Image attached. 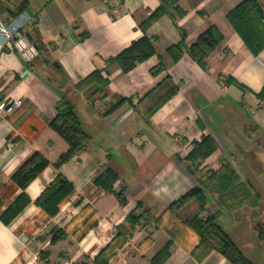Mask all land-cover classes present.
<instances>
[{"label":"crops","instance_id":"1","mask_svg":"<svg viewBox=\"0 0 264 264\" xmlns=\"http://www.w3.org/2000/svg\"><path fill=\"white\" fill-rule=\"evenodd\" d=\"M240 1L179 0L183 15L165 13L145 27L141 23L160 0H27L16 14L9 0H0V21L15 24L29 15L23 31L38 36L48 50L37 47L28 63L16 39L0 33V102L22 100L14 111L0 113V264H152L164 247L168 254L161 264H233L182 223L198 210L196 202L179 211L181 218L169 209L199 184L197 174L227 162L258 204L221 209L216 220L247 259L264 264V240L254 226L264 224V97L258 95L264 48L253 54L228 20ZM212 25L222 40L207 68L186 51L173 59L169 46L183 39L192 43ZM144 35L153 42V54L127 71L108 61ZM45 59L66 71L65 91L47 79ZM160 61L165 69L154 74ZM97 69L105 83L91 78L81 91L71 87ZM169 81L177 92L147 117L153 94ZM61 90L90 141L57 169L53 162L69 147L50 126ZM204 136L216 149L191 174L184 161ZM35 151L51 164L22 189L11 175ZM107 167L118 175L113 190L95 181ZM58 172L72 188L50 213L36 200ZM120 190L125 199L116 194ZM21 193L28 203L15 216L4 214ZM207 197L202 215L219 208L214 194ZM144 210L156 221L145 215L139 223L127 219Z\"/></svg>","mask_w":264,"mask_h":264},{"label":"trees","instance_id":"2","mask_svg":"<svg viewBox=\"0 0 264 264\" xmlns=\"http://www.w3.org/2000/svg\"><path fill=\"white\" fill-rule=\"evenodd\" d=\"M9 2L14 6L12 14H16L26 7L27 0H9ZM178 2L179 0H160L158 7L152 10L141 23L142 26H148L152 20L165 13H171L174 17L183 15L185 11ZM227 18L242 37L246 47L253 54H258L264 48V7L260 0L240 1L228 11ZM30 38L36 43L41 53L48 52L47 47L38 36ZM221 40V32L216 26L212 25L192 43L188 44L185 42V39H183V41L169 46L167 50L174 60H177L179 56L186 51L201 66L207 68L208 58L220 44ZM154 52L153 42L149 37L144 35L140 39L133 41L116 56L109 58L108 61L118 63L124 71H127L133 68L137 62L147 58ZM46 61L49 66L46 71L47 79L54 84L58 90L63 89L69 82L66 71L58 61H51L50 59ZM163 69H165V65L160 61L159 64L152 69V72L156 74ZM91 78L97 79L102 83L106 82V79L101 77L100 69H97L86 78L70 86L81 91L90 85ZM165 80H167V78H165ZM160 83L161 82H159L157 86H159ZM102 86L99 87V90H102ZM177 90L178 86L171 81L167 82L166 86H163L162 91H160V89L157 90L152 96V104L149 105L150 107L147 110V117L163 102L175 94ZM63 91L65 90L63 89ZM63 91L61 90V97L56 102V116L50 121L51 128L59 133L69 145L68 149L61 153L53 162V165L57 169H60L63 164L84 150L90 141V135L83 129L73 101L68 97L66 92ZM258 95L261 98L264 97V86ZM215 149L216 144L209 136H204L201 141L195 142L193 149L184 161L187 170L191 174L199 171V166L202 164L204 158ZM49 164H51L50 161L43 154L35 151L17 167L11 175V178L22 189H25L26 186ZM117 177V173L110 167H107L95 181L105 189L113 190V182ZM197 177L199 184L179 197L178 200L169 206V209H171L175 216L181 218L179 216V211L189 203L196 202L198 204V210L191 216L181 218L182 223L188 225L197 232L201 243H206L212 248L217 249L233 264H254L239 250L216 219L221 209L234 211L243 204L256 206V204H258L256 193H252L253 190L247 182L241 181L238 173L229 162L223 164L219 169H209L203 175L197 174ZM71 188L72 184L58 172L41 196L37 198L36 202L50 213H54L58 208L57 204L59 200L67 194ZM208 192L215 195L219 208L214 212L202 215L203 211L206 209ZM116 194L121 196L122 199H125L123 190H120ZM27 203L28 200L26 196L24 193H21L4 214L9 213V215L15 216ZM143 215L148 219L152 218L153 221H156V218L147 210H144L143 214L131 213L127 219L131 223H139L142 217L144 218ZM254 226L258 232V236L264 240V224L261 221H257ZM167 246H169V244H167ZM167 254L168 247L162 248L153 257L152 264H161Z\"/></svg>","mask_w":264,"mask_h":264},{"label":"built area","instance_id":"3","mask_svg":"<svg viewBox=\"0 0 264 264\" xmlns=\"http://www.w3.org/2000/svg\"><path fill=\"white\" fill-rule=\"evenodd\" d=\"M31 21L32 20L29 15L28 17H25L21 22L15 24L12 22L9 24H5L2 21H0V33H2L5 36V39L8 41L11 39H16L15 43L28 63L34 60L38 55L36 43L33 40H31L23 31L24 30L23 25L28 22L30 23ZM21 105H22L21 99L18 98L7 99L5 101L0 102V113L12 112ZM26 264H34V261L30 260Z\"/></svg>","mask_w":264,"mask_h":264}]
</instances>
